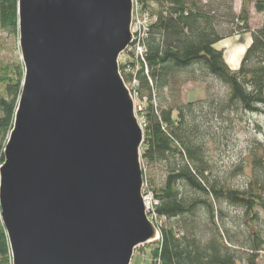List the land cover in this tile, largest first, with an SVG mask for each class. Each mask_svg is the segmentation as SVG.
<instances>
[{
	"label": "water",
	"instance_id": "water-1",
	"mask_svg": "<svg viewBox=\"0 0 264 264\" xmlns=\"http://www.w3.org/2000/svg\"><path fill=\"white\" fill-rule=\"evenodd\" d=\"M24 79L0 167L12 264H132L161 240L120 71L134 0H19Z\"/></svg>",
	"mask_w": 264,
	"mask_h": 264
},
{
	"label": "trees",
	"instance_id": "trees-1",
	"mask_svg": "<svg viewBox=\"0 0 264 264\" xmlns=\"http://www.w3.org/2000/svg\"><path fill=\"white\" fill-rule=\"evenodd\" d=\"M142 14L151 20L142 41L143 57L127 53L121 72L125 82H138L134 90L145 108L142 161L148 168L164 164L166 177L160 187L151 184L152 217L177 221L166 226L156 223L161 240L151 250L146 264H238L237 257L222 244L218 201L246 207L255 217L261 202V184L254 178L249 189L240 192L220 186L212 179L207 146L202 136L205 124L198 117L209 101L181 102L187 84L219 80L230 89L221 110L258 114L264 109V26L251 28L252 4L264 13V0H243L242 12L234 11V0H139ZM19 0H0V32L19 33ZM252 34L238 71L227 65L223 50L216 44L242 34ZM130 71V72H129ZM24 79L23 68L16 76L0 77V167L13 129ZM207 87V86H206ZM261 160L254 165L263 167ZM145 183L147 182L144 173ZM184 187V188H183ZM189 189L194 196L186 194ZM204 217V221H203ZM255 254L251 264H260L264 242L251 236ZM0 264H12L8 236L0 212ZM135 264H145L136 262Z\"/></svg>",
	"mask_w": 264,
	"mask_h": 264
},
{
	"label": "rangeland",
	"instance_id": "rangeland-1",
	"mask_svg": "<svg viewBox=\"0 0 264 264\" xmlns=\"http://www.w3.org/2000/svg\"><path fill=\"white\" fill-rule=\"evenodd\" d=\"M234 1V11L237 15L242 12L243 0ZM137 2L138 0H134V4H137ZM135 9L134 6V15ZM250 11L252 30L262 28L264 26V13H257L254 4L250 7ZM136 26L138 27V24L133 27L136 28ZM250 39L252 42V34L250 33L229 37L217 43L216 48L222 49L224 55H228V58L235 56L236 58L233 61L241 60V64L242 59L246 55L245 52L252 44ZM238 52L240 56L237 58L236 54ZM239 57H241L240 60ZM128 59L127 53L121 55L120 71L122 61L125 62ZM18 68H23L24 70L19 33L14 34L9 31H1L0 77L5 72L14 77L18 73ZM134 81L128 84L125 83L132 93L136 116L144 129V118L139 112L145 108L146 104L139 101L138 95L134 92L138 88L133 87L135 85ZM206 86L203 84H187L183 87L180 98L184 105L202 100L209 101V105L204 106L203 114L200 113V109L198 110V117L200 120H203L204 124L207 121V116L211 121L210 127H207L206 124L203 126L202 136L205 138L204 142L207 146L212 179L216 180L220 186L228 185L232 190L244 192L249 189L251 181L255 177L258 178L261 184L259 193L262 205L264 206V168L257 165L253 166L254 162L258 160L264 163V109H262V112L252 115L246 114L244 111H223L221 110V105L228 100L230 89L216 79H210L206 83ZM142 168L143 174L145 173L147 177L146 183L144 179L143 196L145 201L149 200L150 203V209L147 208L149 219L155 226L156 223L166 226L175 224L177 221L168 222L164 219L156 221L154 216L152 217L151 215L154 199L149 190H151V184L157 187L163 185L166 177L164 164L148 168L142 161ZM184 192L194 196L189 189L184 190ZM216 205L219 208V229L224 248L226 247L233 256L237 257L238 264H251L252 257L258 254L251 250L254 247L251 236H256L264 242V209L256 208L254 212L255 217L250 219L247 217L248 209L246 207L232 205L226 200L218 201ZM158 242L139 247L134 254L132 264L136 262L149 263L151 250ZM261 249H263V258L260 260V264H264V245Z\"/></svg>",
	"mask_w": 264,
	"mask_h": 264
},
{
	"label": "built area",
	"instance_id": "built-area-1",
	"mask_svg": "<svg viewBox=\"0 0 264 264\" xmlns=\"http://www.w3.org/2000/svg\"><path fill=\"white\" fill-rule=\"evenodd\" d=\"M135 6V15L133 16V25H132V32L134 36V42L132 46L128 49L126 53L134 52L137 57H143L144 53L146 52V49L142 46V41L147 38L149 33V28L151 25V20L148 18L146 14H142L141 4L138 0L137 4H134ZM135 20V21H134ZM136 28H134V25H137ZM134 88L139 87L138 83L134 81ZM146 206L148 209H150V203L149 200H146ZM154 219L157 221V217L154 216Z\"/></svg>",
	"mask_w": 264,
	"mask_h": 264
},
{
	"label": "crops",
	"instance_id": "crops-1",
	"mask_svg": "<svg viewBox=\"0 0 264 264\" xmlns=\"http://www.w3.org/2000/svg\"><path fill=\"white\" fill-rule=\"evenodd\" d=\"M250 42H251V39H250ZM249 42V43H250ZM239 49V48H238ZM222 50V49H221ZM239 52H241V51H239ZM237 53L236 55H237V58H238V56H240V53ZM226 55V54H225ZM231 56V55H230ZM236 57L235 56H231L230 58H228V55H226V58H225V60H226V63H227V65L228 66H230V68L233 70V71H238L239 70V68H240V66L241 65H239L240 64V58L241 57H239V60L240 61H233V59H235ZM230 61H231V63H230ZM239 62V63H238Z\"/></svg>",
	"mask_w": 264,
	"mask_h": 264
},
{
	"label": "bare ground",
	"instance_id": "bare-ground-1",
	"mask_svg": "<svg viewBox=\"0 0 264 264\" xmlns=\"http://www.w3.org/2000/svg\"><path fill=\"white\" fill-rule=\"evenodd\" d=\"M157 227V226H156Z\"/></svg>",
	"mask_w": 264,
	"mask_h": 264
}]
</instances>
